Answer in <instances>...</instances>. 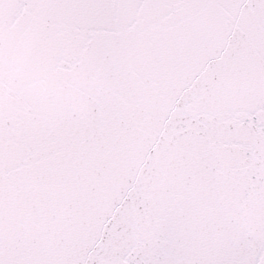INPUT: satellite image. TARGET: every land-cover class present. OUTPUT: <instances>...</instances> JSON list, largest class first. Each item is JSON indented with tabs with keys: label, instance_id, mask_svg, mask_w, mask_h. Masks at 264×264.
<instances>
[{
	"label": "snow or ice",
	"instance_id": "obj_1",
	"mask_svg": "<svg viewBox=\"0 0 264 264\" xmlns=\"http://www.w3.org/2000/svg\"><path fill=\"white\" fill-rule=\"evenodd\" d=\"M0 264H264V0H0Z\"/></svg>",
	"mask_w": 264,
	"mask_h": 264
}]
</instances>
